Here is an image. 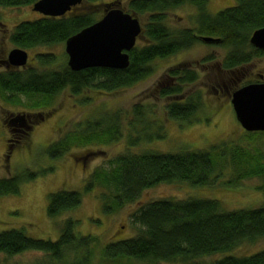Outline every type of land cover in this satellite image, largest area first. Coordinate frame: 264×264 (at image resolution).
Returning <instances> with one entry per match:
<instances>
[{"label": "trees", "instance_id": "obj_1", "mask_svg": "<svg viewBox=\"0 0 264 264\" xmlns=\"http://www.w3.org/2000/svg\"><path fill=\"white\" fill-rule=\"evenodd\" d=\"M38 1L0 0V7L32 8ZM115 1L83 0L63 17L41 16L20 22L11 31L8 42L25 51L65 45L69 37L99 21L105 5ZM207 2L129 0L125 11L140 19L145 18V24L136 47L129 52L130 64L126 69L96 67L72 71L67 63L55 65L57 60L53 53H38L33 66L0 71V101L15 106L21 105L26 98L31 101L23 104L27 109H43L66 90L73 96H80L89 89L113 93L131 88L154 74V61L187 50L202 37L219 39L220 45L229 49L221 66L226 71L246 65L254 57L264 54L249 43L252 33L264 27V0H237L235 6L216 15H207L203 11ZM186 5L200 8L196 27L186 29L167 25L169 12ZM169 79L171 84L160 90V98L181 97L184 88L195 83L199 76L184 66L170 71ZM201 105L200 94H193L168 103L164 110L170 120L191 122ZM134 114L141 118L145 111L137 106ZM117 117L116 124L106 128L103 121L88 122L87 126L95 125L94 131L103 143L113 142L120 136ZM89 134L87 136L91 138L93 135ZM246 135L250 139L260 137L250 142L260 141L262 149L250 152L245 148H234L227 152L216 145L208 150L117 155L106 166L92 171L84 193L100 188L103 210L110 214L125 204L136 202L143 191L159 184L214 185L224 175L226 166L234 170L232 177L235 181L264 177V132H246ZM98 137L93 140L98 141ZM70 140L72 137L68 136L54 146L68 148ZM134 145L137 144H131ZM22 180L18 176L0 178V197L18 195ZM81 202V192L56 191L50 194L47 214L51 218L62 216L77 209ZM131 219L136 235L108 243L104 248L96 246L99 243L97 238L79 234V221L73 218L62 223L55 241L32 239L23 229L2 231L0 255L9 259L28 251L45 253V260L35 264H204L206 257L214 255L221 257L211 264H264V248L248 256L234 254L243 245L264 240V205L255 209L225 211L216 199H162L139 207Z\"/></svg>", "mask_w": 264, "mask_h": 264}, {"label": "rangeland", "instance_id": "obj_2", "mask_svg": "<svg viewBox=\"0 0 264 264\" xmlns=\"http://www.w3.org/2000/svg\"><path fill=\"white\" fill-rule=\"evenodd\" d=\"M128 1L120 0L122 9L126 10ZM215 1L218 3L216 6L223 7L234 4L235 0ZM193 9L186 5L169 12L166 23L174 28H195L196 17ZM38 18L40 14L31 7H0V71L6 69L4 61L14 49L8 39L15 25ZM139 20L142 25L145 24V18ZM27 52L28 66H33L38 53H53L57 66L67 63L64 44L50 48L40 47ZM228 53L229 49L219 43L200 40L174 56L154 61V74L131 88L113 93L89 89L80 96H73L66 90L50 106L43 109H27L23 104H30L31 101L26 98H23L21 105L15 106L0 101V178L18 176L23 179L18 195L0 197V232L23 229L26 236L32 239L55 241L62 223L73 218L79 221V234L97 238L99 243L96 246L104 248L108 243L135 236L137 231L131 223V215L139 207L153 201L216 199L225 211L255 209L264 205V177L235 181L231 166L224 168V175L214 185L159 184L143 191L136 202L125 204L119 211L110 214L103 210L100 188L84 193L92 171L106 166L111 158L124 153L168 154L208 150L216 145L227 152L234 148H245L250 152L257 148L262 149L260 141L250 142L259 140L262 136L257 134L260 137L250 139L237 121L231 95L253 82L257 75L264 74V54L254 57L246 65L234 68V74L227 71L234 82H227L228 89L217 94L213 88L217 86L220 74L218 67L222 66ZM184 66L196 71L199 79L187 85L181 97L160 98V90L171 84L170 71ZM193 94H200L202 104L195 120L177 122L167 118L164 107L168 103ZM137 106L145 111L141 118L134 114ZM10 114L20 120L26 119L33 126L20 148L14 147L13 150L8 147L13 141H7V131L2 123V118ZM115 117L119 121L120 136L113 142L103 143L102 138L94 131L95 125L87 126L88 122L103 121L106 128L116 124ZM89 132L93 135L91 138L87 136ZM68 136L72 140L68 142V148L61 149L62 153L57 155L48 150V145L50 147V144L60 141V137L65 139ZM96 136L98 141L93 140ZM132 143L137 145L131 146ZM60 190L81 192L82 202L77 209L51 218L47 214L50 194ZM262 248L264 240L253 245H243L234 254L238 257L248 256ZM45 256L43 252L28 251L9 259L0 255V262L35 264L44 261ZM220 257L221 255H214L203 261L204 264H211Z\"/></svg>", "mask_w": 264, "mask_h": 264}, {"label": "water", "instance_id": "obj_3", "mask_svg": "<svg viewBox=\"0 0 264 264\" xmlns=\"http://www.w3.org/2000/svg\"><path fill=\"white\" fill-rule=\"evenodd\" d=\"M82 3L83 0H39L32 9L45 17L59 18ZM105 7L106 13L99 21L66 40L67 65L72 71L96 67L124 70L129 66V52L142 33L139 19L125 12L120 0ZM202 41L220 42L212 37H202ZM249 43L264 51V27L252 33ZM7 63L15 68L27 66V51L14 48L8 54ZM231 104L244 131L264 132V84L238 89L232 95Z\"/></svg>", "mask_w": 264, "mask_h": 264}, {"label": "flooded vegetation", "instance_id": "obj_4", "mask_svg": "<svg viewBox=\"0 0 264 264\" xmlns=\"http://www.w3.org/2000/svg\"><path fill=\"white\" fill-rule=\"evenodd\" d=\"M237 3V0L234 1V4H231V5H227V6H223V7H218L216 6V4H218L215 0H208V2L204 5V8H203V11L208 15H216L230 7H233L235 6ZM215 5V6H214ZM212 6V8H211ZM214 6V7H213ZM191 7H193L194 9V12H195V17H196V22H194V25L196 26L197 25V17L198 15L200 14V8L196 5H191ZM222 9V10H221ZM33 10V9H32ZM218 11L216 13H211L212 11ZM106 13V9L105 11L103 12V16L105 15ZM128 13V12H127ZM131 14V13H129ZM133 15V14H132ZM43 16L40 14V17ZM102 16V17H103ZM45 17V16H43ZM138 18V17H137ZM140 19V18H138ZM140 24H141V27H142V30H143V25L141 23V21L139 20ZM168 25V24H167ZM140 37V36H139ZM139 39V38H138ZM137 39V42H136V45L138 43V40ZM213 44H216V43H213ZM219 45H220V42H219ZM136 47V46H135ZM28 53V52H27ZM67 56V54H66ZM67 63H68V56H67ZM4 64L6 65V69H9L11 66L7 63V60L4 61ZM29 64V54H28V63H27V66L25 67H22V68H16V69H26L27 67H30L28 66ZM12 68H15V67H12ZM218 69L220 70V74L218 75V78H217V86H215L213 89L215 91V93H219V92H223V89H228V87L226 86L227 85V82L228 83H231L232 84V81L234 82V79H231L229 78V74H234V71L231 70L230 72L227 73L226 70H223L221 67H218ZM231 81V82H230ZM222 84V85H221ZM250 84H264V74H259L257 75L256 78H254V81L251 82V83H248L244 86H247V85H250ZM243 86V87H244ZM242 88V87H241ZM227 91V90H226ZM237 91V90H236ZM235 92V91H234ZM233 92V93H234ZM232 93V95H233ZM232 95H231V99H232ZM41 116V114H40ZM42 117V116H41ZM2 123L4 125V128L6 129L7 131V141H13V144H8V147L9 149L13 150V148L15 147V149H18L20 148L19 146L21 145V143L23 142L24 139H27L28 135H29V132L32 130L33 126L30 125L29 123H27V120L23 119V120H20V118H17L15 117L14 114H10L8 115L4 120L2 119ZM61 137H60V141H56L52 144H50L51 146L49 147L48 145V150L49 151H54L55 154H59L61 153V148H58L56 146H54L55 143H59L61 142ZM27 141V140H26ZM52 146H54L55 148H52Z\"/></svg>", "mask_w": 264, "mask_h": 264}, {"label": "clouds", "instance_id": "obj_5", "mask_svg": "<svg viewBox=\"0 0 264 264\" xmlns=\"http://www.w3.org/2000/svg\"><path fill=\"white\" fill-rule=\"evenodd\" d=\"M124 10V9H123ZM125 11V10H124ZM126 12V11H125ZM127 13V12H126ZM253 47V46H252ZM66 53V52H65ZM241 126V125H240ZM243 129V128H242Z\"/></svg>", "mask_w": 264, "mask_h": 264}]
</instances>
